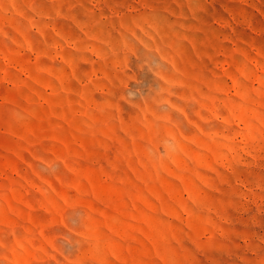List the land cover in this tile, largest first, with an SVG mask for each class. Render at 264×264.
Returning a JSON list of instances; mask_svg holds the SVG:
<instances>
[{
    "label": "rangeland",
    "instance_id": "rangeland-1",
    "mask_svg": "<svg viewBox=\"0 0 264 264\" xmlns=\"http://www.w3.org/2000/svg\"><path fill=\"white\" fill-rule=\"evenodd\" d=\"M0 264H264V0H0Z\"/></svg>",
    "mask_w": 264,
    "mask_h": 264
}]
</instances>
